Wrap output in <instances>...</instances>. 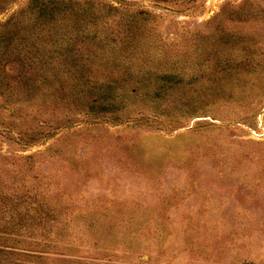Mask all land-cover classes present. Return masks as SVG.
<instances>
[{
    "label": "rangeland",
    "instance_id": "rangeland-1",
    "mask_svg": "<svg viewBox=\"0 0 264 264\" xmlns=\"http://www.w3.org/2000/svg\"><path fill=\"white\" fill-rule=\"evenodd\" d=\"M48 1L0 0V264H264V0Z\"/></svg>",
    "mask_w": 264,
    "mask_h": 264
},
{
    "label": "trees",
    "instance_id": "trees-1",
    "mask_svg": "<svg viewBox=\"0 0 264 264\" xmlns=\"http://www.w3.org/2000/svg\"><path fill=\"white\" fill-rule=\"evenodd\" d=\"M49 1H54V0H49ZM49 1H48V2H49ZM54 3H55V2H50L49 6H48V4L43 5V8H41L40 11H41V12L49 11L50 9L53 8V4H54ZM55 8H56V6H55ZM55 8H54V9H55ZM54 9H53V10H54ZM123 49H125V47H124Z\"/></svg>",
    "mask_w": 264,
    "mask_h": 264
}]
</instances>
